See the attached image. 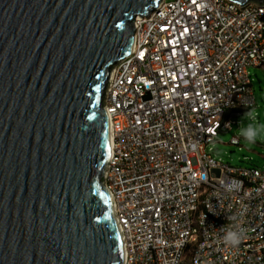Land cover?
Masks as SVG:
<instances>
[{
	"label": "built area",
	"instance_id": "built-area-1",
	"mask_svg": "<svg viewBox=\"0 0 264 264\" xmlns=\"http://www.w3.org/2000/svg\"><path fill=\"white\" fill-rule=\"evenodd\" d=\"M227 1L161 0L111 68L104 185L123 264H264V170L207 148L254 107L247 68L264 67V6ZM230 217L246 229L237 248L222 240Z\"/></svg>",
	"mask_w": 264,
	"mask_h": 264
},
{
	"label": "water",
	"instance_id": "water-1",
	"mask_svg": "<svg viewBox=\"0 0 264 264\" xmlns=\"http://www.w3.org/2000/svg\"><path fill=\"white\" fill-rule=\"evenodd\" d=\"M160 2L0 0V264H123L103 100Z\"/></svg>",
	"mask_w": 264,
	"mask_h": 264
},
{
	"label": "rangeland",
	"instance_id": "rangeland-1",
	"mask_svg": "<svg viewBox=\"0 0 264 264\" xmlns=\"http://www.w3.org/2000/svg\"><path fill=\"white\" fill-rule=\"evenodd\" d=\"M227 2L226 0L225 3ZM247 71L255 103L251 109L255 110L257 121L261 125H264V67L250 66L247 68ZM249 110L232 118L234 123L231 125V128L218 133L216 141L207 146V148L211 147L208 153L213 159L223 164H228L233 168L264 170V139L250 145L238 133L244 114ZM248 122L247 120H243L244 124ZM233 136L239 139L238 145L229 144Z\"/></svg>",
	"mask_w": 264,
	"mask_h": 264
},
{
	"label": "clouds",
	"instance_id": "clouds-1",
	"mask_svg": "<svg viewBox=\"0 0 264 264\" xmlns=\"http://www.w3.org/2000/svg\"><path fill=\"white\" fill-rule=\"evenodd\" d=\"M243 120L249 122L244 124ZM243 120L241 122V127L238 129V133L243 137L247 144L253 145L264 139V125H261L257 121L254 109H250L245 113ZM225 189L229 191L235 190L230 181L225 185ZM228 219L230 220V223L222 228V240L226 246L237 248L245 239L246 229L237 217H230Z\"/></svg>",
	"mask_w": 264,
	"mask_h": 264
}]
</instances>
